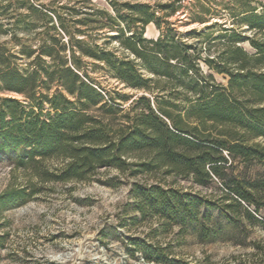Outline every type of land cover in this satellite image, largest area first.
<instances>
[{
  "label": "trees",
  "instance_id": "obj_1",
  "mask_svg": "<svg viewBox=\"0 0 264 264\" xmlns=\"http://www.w3.org/2000/svg\"><path fill=\"white\" fill-rule=\"evenodd\" d=\"M102 1L101 5L92 0H0V17L24 6L33 20L41 18L43 23L40 51L22 68L16 59L30 58L35 50L22 48L16 54L0 43V91L24 97L23 101L0 95V152L13 154L14 165L32 168L42 182L89 180L100 168L130 170L132 175L161 170L201 185L219 179L224 187L219 203L162 181L132 183L136 212L154 216L165 227L191 229L203 238L216 231L200 221L202 206L219 208L228 218L242 202L264 209V179L246 181L226 173L230 160L239 158L259 163L264 174V146L253 142L264 139V3L239 12V21L252 35L224 32L222 37L228 36L224 47L213 55L209 47L184 39L168 20L185 9L183 17L204 21L209 8L202 0ZM149 23L159 29L156 38L143 35ZM5 33L15 37L17 30L4 29L0 22V35ZM98 33L105 38L102 44L95 40ZM245 39L253 52L240 45ZM83 57L103 63L126 86L158 93L152 98L140 94L125 110L93 83ZM213 72L225 74L227 84L217 82ZM161 81L181 89V104L175 102L176 89L168 91L158 85ZM121 111L122 117L114 121ZM51 158L61 162L45 165ZM35 193L13 187L0 195V204H22ZM243 211L264 227V217ZM128 242L131 254L171 263L161 246L135 237Z\"/></svg>",
  "mask_w": 264,
  "mask_h": 264
},
{
  "label": "rangeland",
  "instance_id": "obj_2",
  "mask_svg": "<svg viewBox=\"0 0 264 264\" xmlns=\"http://www.w3.org/2000/svg\"><path fill=\"white\" fill-rule=\"evenodd\" d=\"M92 1L104 4L102 0ZM206 1H201L209 8L204 21H191L183 17L185 9H180L168 20L184 39L204 49L209 47L213 55L224 47L228 37H222L224 32L235 30L245 37L252 35L246 25L239 21V12L248 5L260 8V1L264 3V0ZM32 17L24 6L0 17L4 29L14 26L17 30L15 37L9 33L0 35V43L5 42L16 54L22 48L35 50L30 58L16 59L20 68L40 51L43 23L41 18L33 20ZM30 23L32 27H23ZM158 34L159 29L149 23L143 35L156 38ZM104 39L103 33H98L95 40L102 44ZM240 45L249 52L254 51L246 39ZM107 46L116 49L117 45L109 43ZM116 52L121 55L119 50ZM136 62L147 75L141 62ZM82 65L106 98L112 97L125 110L140 94L151 96L158 93L156 89L151 93L126 86L114 78L101 62L83 57ZM203 68L207 70L205 65ZM213 75L217 82L227 84L225 74L213 72ZM150 84L153 85L152 82ZM158 85L168 91L176 89L174 92L179 95L175 102L181 104L183 96L180 88L173 87L172 82L168 81H161ZM54 89L55 86L51 87L50 93ZM0 95L24 101L22 95L13 91H0ZM123 113H117L114 121L121 118ZM253 142L264 146V139L260 137ZM13 160V154L0 152V195L13 187H26L27 191L37 190V193L22 204H0V264H264V227L243 211L247 208L255 217L263 218L264 209L256 210L252 203L242 202V207H234L233 211L228 212L229 218L219 208L202 206L200 221L216 231L215 236L210 233L209 238H203L179 225L162 226L154 216L141 215L134 209L131 196L133 182L147 184L162 181L194 195H205L219 203L224 191L219 179L201 185L190 177L168 175L161 170L132 175L130 170L120 172L114 168H100L89 180L42 182L32 168L17 167ZM230 161L227 175L232 173L246 181L264 179L259 163H248L239 158ZM60 162L61 159L51 158L45 160L44 164L54 167ZM130 237L161 246L165 255L172 259L171 263L147 261L140 252L131 254Z\"/></svg>",
  "mask_w": 264,
  "mask_h": 264
}]
</instances>
